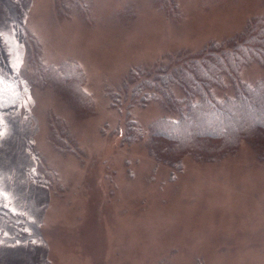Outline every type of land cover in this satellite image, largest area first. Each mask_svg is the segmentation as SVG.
Here are the masks:
<instances>
[{"label":"rangeland","instance_id":"374dc122","mask_svg":"<svg viewBox=\"0 0 264 264\" xmlns=\"http://www.w3.org/2000/svg\"><path fill=\"white\" fill-rule=\"evenodd\" d=\"M78 1L64 17L54 0H0V45L10 67L0 66V80L27 69L16 24L37 38L44 64L79 65L95 104L92 115L76 119L52 87H37L0 116L7 207L0 264H264V160L241 142L213 162L185 156L179 170L170 168L147 153L144 138L120 143L123 115L108 96L133 68H172L177 51L195 53L242 32L251 18L264 17V0H175L172 19L155 0ZM240 78L264 80V68L253 62ZM164 115L158 102L131 111L142 131ZM55 118L69 127L78 156L48 144ZM35 156L58 188L30 178Z\"/></svg>","mask_w":264,"mask_h":264},{"label":"trees","instance_id":"16d2710c","mask_svg":"<svg viewBox=\"0 0 264 264\" xmlns=\"http://www.w3.org/2000/svg\"><path fill=\"white\" fill-rule=\"evenodd\" d=\"M55 11L67 17L73 2L54 0ZM155 6L170 19L179 14L175 0H155ZM82 8H80L81 10ZM13 36L27 53L25 71L11 73L0 80V116L13 111L33 88L52 87L62 97L76 119L90 116L95 110L93 98L84 91L86 78L78 64L64 61L46 65L39 56L40 43L23 26L13 24ZM169 66L147 70L133 68L121 85L108 93L109 106L123 115L118 127L120 143L129 146L145 139L147 153L156 161L179 170L182 157L213 162L237 151L247 142L259 159L264 160V80L248 84L240 71L253 62L264 68V17L251 18L244 30L221 42H209L195 52L177 51L169 57ZM0 66L10 72L7 53L0 45ZM214 90H231L221 97ZM179 92L176 96V92ZM158 102L165 115L142 129L131 119L132 109ZM46 139L63 154L79 155L69 127L51 119ZM0 120V131H1ZM145 135V137L143 136ZM36 171L29 176L39 185L58 188L57 181L35 156ZM0 194V214L6 212Z\"/></svg>","mask_w":264,"mask_h":264},{"label":"snow or ice","instance_id":"6c2138e0","mask_svg":"<svg viewBox=\"0 0 264 264\" xmlns=\"http://www.w3.org/2000/svg\"><path fill=\"white\" fill-rule=\"evenodd\" d=\"M0 39H2V34H0ZM3 132L2 131H0V139H2L3 138Z\"/></svg>","mask_w":264,"mask_h":264}]
</instances>
